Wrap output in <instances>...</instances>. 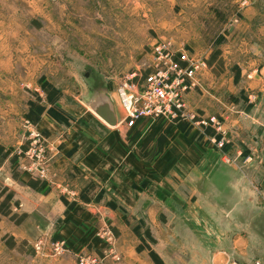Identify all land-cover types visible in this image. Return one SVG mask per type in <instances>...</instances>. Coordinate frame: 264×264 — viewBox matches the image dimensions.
I'll return each instance as SVG.
<instances>
[{
    "label": "crops",
    "instance_id": "obj_1",
    "mask_svg": "<svg viewBox=\"0 0 264 264\" xmlns=\"http://www.w3.org/2000/svg\"><path fill=\"white\" fill-rule=\"evenodd\" d=\"M227 32L230 39L223 35L207 53L206 35L194 36L191 51L208 67L184 95L186 112L215 117L219 130L188 122L157 130L129 125L116 105L117 125L109 127L83 107L67 104L62 94L54 104L36 95L40 102L36 96L26 101L27 119L28 103L35 102L63 121L44 111L32 124L49 151L46 179L37 181L15 154L21 134L2 124L0 190L13 194L14 216L0 217V233L18 261L25 258L20 247L38 238L63 241L69 262L90 245L101 254L97 233L110 227L115 254L104 257V264H264V254L247 249L249 232L256 229L250 196L264 197V51L255 37L239 38L237 45L238 35ZM176 33L173 40L189 44ZM3 118L8 115L0 109ZM219 140L221 148L213 142ZM29 181L38 183L33 187ZM259 212L264 217V205Z\"/></svg>",
    "mask_w": 264,
    "mask_h": 264
},
{
    "label": "rangeland",
    "instance_id": "obj_2",
    "mask_svg": "<svg viewBox=\"0 0 264 264\" xmlns=\"http://www.w3.org/2000/svg\"><path fill=\"white\" fill-rule=\"evenodd\" d=\"M228 29L232 36L238 35L237 45L255 37L254 44L264 51V0H0V109L8 115L7 121L0 119V141L2 124L5 127L7 122V129L21 134L16 153L29 149V132L40 131L26 117V101L45 96L40 81L52 85L67 97V104L81 106L89 115L91 100L108 92L124 118L115 88L123 81L136 82L139 73L147 74L151 47L169 40L174 51L183 50L190 58L205 62L206 71V61L191 51L194 36L206 35L203 42L207 53L215 50ZM176 31L188 37L189 44L173 40ZM246 101L252 106L253 95L249 94ZM45 145L48 147L47 141ZM34 179L42 180L37 173ZM262 205L264 197L250 196V215L256 219V229L249 232L247 249L253 255L264 254ZM97 238L103 243L101 254L91 245L81 254L98 256L104 264V257L115 254L111 228L103 227ZM1 240L0 233V264H77V256L69 262L67 252L47 255L46 247L53 240L38 238L21 246L23 262ZM39 241L42 244L37 250ZM28 254L33 260L26 257Z\"/></svg>",
    "mask_w": 264,
    "mask_h": 264
},
{
    "label": "built area",
    "instance_id": "obj_3",
    "mask_svg": "<svg viewBox=\"0 0 264 264\" xmlns=\"http://www.w3.org/2000/svg\"><path fill=\"white\" fill-rule=\"evenodd\" d=\"M146 68L147 74L142 76L139 73L136 82L123 81L115 88L117 101L125 112L124 121L129 125L148 124L156 130L179 122L220 129L215 117L201 118L186 112L185 108L184 95L195 87L196 75L206 68L205 62L190 58L183 50L174 51L168 40L151 47ZM110 97L113 100L111 94ZM29 137V149L18 151L16 155L30 160L21 167L32 177L37 173L45 180L49 160L45 155L46 141L40 132L34 130L29 132ZM213 142L218 148L224 144L222 140ZM248 160L249 157L244 162ZM41 244L42 241L36 244L37 250ZM66 252L61 240L51 241L45 250L49 256H60ZM77 264H101V260L98 256L78 254Z\"/></svg>",
    "mask_w": 264,
    "mask_h": 264
},
{
    "label": "trees",
    "instance_id": "obj_4",
    "mask_svg": "<svg viewBox=\"0 0 264 264\" xmlns=\"http://www.w3.org/2000/svg\"><path fill=\"white\" fill-rule=\"evenodd\" d=\"M40 88L42 91L46 92L45 94V101L50 103V104H54L58 98L60 97V93L58 90H56L52 85H50L49 83L47 82H42L40 81ZM41 99L39 97L36 96V102H40ZM29 105V109H28V112H27V116L28 118L30 119L31 123L34 125L37 123L38 119H39V116L44 112L46 111V113L53 119L55 120L56 122H63L62 121V118L58 115V113H56L55 111H53L51 108L49 109H45V107L43 106H40L39 104L37 103H33V102H29L28 103ZM60 112V111H59ZM3 156H6L3 155ZM38 182H32V181H29V185L30 186H36ZM5 193L3 199L1 200L0 202V215L1 216H10V218H13L14 215H10L11 214V211H10V201L12 200V197H13V194L11 192H8L6 191L5 189H3L1 192H0V197L2 196V194ZM101 198V194H98L97 197L95 198L96 201H99ZM84 200H87L85 197H84ZM64 202L66 203L67 207L70 208L71 206H73V203H67L65 200ZM108 206H110L111 208H114L115 205L112 204V203H108ZM16 223L18 222L17 220L15 221ZM135 231V229H134ZM137 232V230H136ZM144 237L148 240V242L150 243H154V239L151 237L150 233L145 230L144 231ZM145 247L147 248L148 250V253L150 255V257L152 258V260L156 261L157 262V256L154 254V252L149 248V246L145 245ZM142 247H138L137 250H141Z\"/></svg>",
    "mask_w": 264,
    "mask_h": 264
},
{
    "label": "water",
    "instance_id": "obj_5",
    "mask_svg": "<svg viewBox=\"0 0 264 264\" xmlns=\"http://www.w3.org/2000/svg\"><path fill=\"white\" fill-rule=\"evenodd\" d=\"M92 113L109 127L117 125V116L114 103L108 92L97 94L88 105Z\"/></svg>",
    "mask_w": 264,
    "mask_h": 264
}]
</instances>
